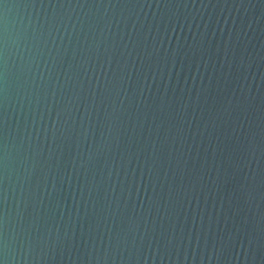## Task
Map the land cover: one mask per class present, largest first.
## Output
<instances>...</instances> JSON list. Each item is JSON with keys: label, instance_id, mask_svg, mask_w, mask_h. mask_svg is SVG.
I'll list each match as a JSON object with an SVG mask.
<instances>
[{"label": "water", "instance_id": "obj_1", "mask_svg": "<svg viewBox=\"0 0 264 264\" xmlns=\"http://www.w3.org/2000/svg\"><path fill=\"white\" fill-rule=\"evenodd\" d=\"M0 264H264V0H0Z\"/></svg>", "mask_w": 264, "mask_h": 264}]
</instances>
